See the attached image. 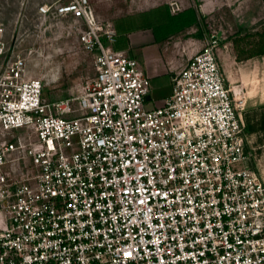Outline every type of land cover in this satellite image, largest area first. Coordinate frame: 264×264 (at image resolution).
I'll return each mask as SVG.
<instances>
[{
    "label": "built area",
    "instance_id": "2783aa9c",
    "mask_svg": "<svg viewBox=\"0 0 264 264\" xmlns=\"http://www.w3.org/2000/svg\"><path fill=\"white\" fill-rule=\"evenodd\" d=\"M36 13L86 23L94 76L47 101L0 24V131L22 133L0 141V264H264V180L215 42L151 107L149 76L113 31L101 42L89 0Z\"/></svg>",
    "mask_w": 264,
    "mask_h": 264
},
{
    "label": "rangeland",
    "instance_id": "374dc122",
    "mask_svg": "<svg viewBox=\"0 0 264 264\" xmlns=\"http://www.w3.org/2000/svg\"><path fill=\"white\" fill-rule=\"evenodd\" d=\"M55 1L0 0V24L4 27L8 54L14 60L23 61L26 78L42 82L43 96L49 102L80 95L86 82L94 76L93 54L86 50L79 39L80 32L86 29V23L70 18L38 17L36 12L41 5ZM89 3L94 21L101 27V31H97L101 35V42L108 44L104 33L114 32L112 46L119 34L143 25V19L137 17L141 12L159 6L165 9V14L170 18H177L189 10L197 14L199 12L196 11L203 5L206 14L199 13L196 21L181 23L173 37L200 40L201 45L205 41L215 42L225 78L224 65H227L237 80L234 86L238 90V105L242 106L249 166L264 180L261 173V168L264 169V102L257 100L259 75H263L264 70L255 74L256 91L248 98L239 74L244 69L246 78H253L250 71L252 63L235 60L236 48L233 43L243 39L238 46L247 51L251 49L248 43L252 45L258 41L256 34L262 32L264 27V19L258 20L259 3L256 0H89ZM226 83L229 85L228 79ZM19 134L22 133L0 131V141H11ZM13 166L18 169L21 165L14 162Z\"/></svg>",
    "mask_w": 264,
    "mask_h": 264
},
{
    "label": "crops",
    "instance_id": "0c3cea01",
    "mask_svg": "<svg viewBox=\"0 0 264 264\" xmlns=\"http://www.w3.org/2000/svg\"><path fill=\"white\" fill-rule=\"evenodd\" d=\"M259 3V19H264V0H256ZM261 4V5H260ZM263 5V6H262ZM164 13H160V12ZM200 15L206 14L203 5L200 7ZM199 13H193L190 17L197 20ZM143 19V25L119 34L116 43L112 46L116 51H123L129 57L135 59L150 78V93L148 101L151 107L159 106L171 93V77L178 72L187 60L202 46L200 40L175 38L178 24L172 22L165 14V9L156 6L137 15ZM222 56V54H221ZM251 62L253 78H246V71L240 70L239 80L247 89V96L252 97L256 91L257 83L255 74L264 70V56L248 59ZM227 75V74H226ZM235 77V76H234ZM259 91L257 100L264 102V71L259 75ZM228 79V77H227ZM226 79V80H227ZM229 85L233 88V84ZM237 80L235 78L236 84ZM249 87L252 92L249 93ZM235 88V87H234ZM233 92L235 93L236 91ZM237 96V94L235 93Z\"/></svg>",
    "mask_w": 264,
    "mask_h": 264
},
{
    "label": "trees",
    "instance_id": "16d2710c",
    "mask_svg": "<svg viewBox=\"0 0 264 264\" xmlns=\"http://www.w3.org/2000/svg\"><path fill=\"white\" fill-rule=\"evenodd\" d=\"M193 12L191 10L185 12L184 14L179 15L177 18H170L172 22H176L178 24V27L181 26V23H190L193 22V18L190 17ZM181 21V22H180ZM264 25V24H263ZM256 36L258 37V41L251 45V43H248L251 46L250 50L244 51L243 49H239V40H235L234 45L236 48V57L235 60L242 61V60H248L254 57H261L264 56V27L263 31L260 33H257Z\"/></svg>",
    "mask_w": 264,
    "mask_h": 264
},
{
    "label": "bare ground",
    "instance_id": "6f19581e",
    "mask_svg": "<svg viewBox=\"0 0 264 264\" xmlns=\"http://www.w3.org/2000/svg\"><path fill=\"white\" fill-rule=\"evenodd\" d=\"M224 68H225V72H226V74H227V77H228V79H229V81H230V83L231 84H233V86H234V83H235V77H234V74L229 70V68H228V66L227 65H224ZM235 87V86H234ZM232 88L231 86H230V88H231V91L233 92V89H234V91H236L235 93L237 94V100L239 101V99H238V90H236V87L235 88ZM252 92V89H251V87H249V93H251ZM234 93V92H233ZM234 93V94H235ZM261 173L262 174H264V169H262L261 168Z\"/></svg>",
    "mask_w": 264,
    "mask_h": 264
},
{
    "label": "water",
    "instance_id": "95a60500",
    "mask_svg": "<svg viewBox=\"0 0 264 264\" xmlns=\"http://www.w3.org/2000/svg\"><path fill=\"white\" fill-rule=\"evenodd\" d=\"M146 99L148 100V97Z\"/></svg>",
    "mask_w": 264,
    "mask_h": 264
}]
</instances>
